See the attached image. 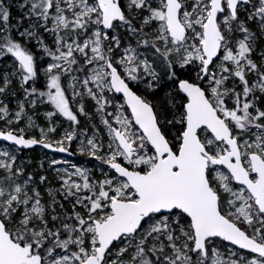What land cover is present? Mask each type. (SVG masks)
<instances>
[{"label":"snow or ice","instance_id":"6c2138e0","mask_svg":"<svg viewBox=\"0 0 264 264\" xmlns=\"http://www.w3.org/2000/svg\"><path fill=\"white\" fill-rule=\"evenodd\" d=\"M0 264H264V0H0Z\"/></svg>","mask_w":264,"mask_h":264},{"label":"rangeland","instance_id":"374dc122","mask_svg":"<svg viewBox=\"0 0 264 264\" xmlns=\"http://www.w3.org/2000/svg\"><path fill=\"white\" fill-rule=\"evenodd\" d=\"M40 150L39 149H37V152H39ZM49 155H51V153H49ZM57 155V158H61L62 157V154H56ZM71 160H73V162H76L77 161V157H71L70 158ZM81 163H83V160H82V158H81Z\"/></svg>","mask_w":264,"mask_h":264}]
</instances>
